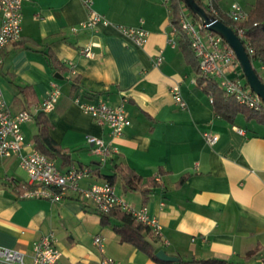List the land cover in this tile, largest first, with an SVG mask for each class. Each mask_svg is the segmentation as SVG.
Instances as JSON below:
<instances>
[{"label":"crops","instance_id":"crops-1","mask_svg":"<svg viewBox=\"0 0 264 264\" xmlns=\"http://www.w3.org/2000/svg\"><path fill=\"white\" fill-rule=\"evenodd\" d=\"M232 1L247 11L253 3L221 0L219 11L225 14ZM168 5V0H91V10L107 24L73 32L89 15L80 0L25 2L19 42L0 50V87L10 111L17 113L32 111L49 96L54 82L60 96L43 116L60 150L53 159L57 169L91 168L80 188L111 180L118 196L157 219L161 236L152 246L177 261L156 262L120 242L114 231L121 225L118 215L98 214L72 192L59 202L20 198L26 173L18 157L0 158V247L21 252L25 264H31L33 244L50 235L63 264H99L102 256L119 264L208 259L264 264V126L241 114L230 123L214 113L211 97L197 85L176 33H171ZM118 26L142 28L146 42L138 46ZM91 44L94 57L80 55ZM67 62L73 65L72 75ZM230 77L246 84L240 67ZM176 85L185 108L174 101L171 89ZM76 97L89 104H124L130 125L111 138L107 126L73 102ZM39 113L21 126L24 152L34 149ZM203 133L217 136L215 144L208 145ZM88 137L117 151L99 165ZM124 176L132 177L136 190L125 186ZM96 236L104 240L103 253L93 244Z\"/></svg>","mask_w":264,"mask_h":264},{"label":"built area","instance_id":"built-area-1","mask_svg":"<svg viewBox=\"0 0 264 264\" xmlns=\"http://www.w3.org/2000/svg\"><path fill=\"white\" fill-rule=\"evenodd\" d=\"M30 0H0V50L10 44L19 42L21 37L22 5ZM89 10L88 19L79 26L72 28L73 32L85 29H94L99 24H107V21L99 14L91 10V0H80ZM211 16L215 18L218 10L212 0H201ZM226 19L232 24L239 39L244 43V30L239 26L248 18L247 11L238 1H232L225 12ZM256 25V24H254ZM178 26L188 37L194 57L197 60L199 71L204 79H211L228 96L235 99L240 105L253 111H260L263 107L261 99L247 86L240 84L237 78H231L239 68V63L231 48L217 35L207 31L200 22H194L188 9L182 4L178 11ZM119 32L131 39L138 46L146 42L147 33L142 28H126L118 26ZM172 35L176 29L172 26ZM172 43V42H171ZM244 45V44H243ZM246 45V46H245ZM244 47L247 53L252 50L246 43ZM91 44L82 48L80 55L93 58L94 53ZM161 58L156 60L160 63ZM3 59L0 56V70ZM69 73L73 74V65L67 62ZM263 70V68H260ZM175 103L180 108L186 104L182 99L179 86L171 89ZM60 96V89L52 82L49 96L36 105L32 111L22 110L12 113L6 104L0 87V158L18 157L20 168L26 173L27 180L21 184L22 199H41L49 202H59L68 193L72 192L79 201L87 202L101 215H107L114 210L129 214L137 223L148 228L156 237L161 236V227L156 218L151 216L145 208L135 209L115 193V189L109 182L92 184L87 188H80L81 180L92 174L89 167L70 168L60 172L54 160L47 158L35 149L24 152L26 147L21 126L33 119V114L51 111ZM73 102L81 111L89 114L100 126L109 128L111 138L122 135L124 129L130 125L124 104L109 106L104 102L89 104L81 102L79 97ZM238 132H241L238 130ZM205 142L212 146L218 137L203 133ZM92 153L97 157L99 165L105 164L117 151L111 144L95 137H88ZM104 240L100 236L93 239V244L103 253ZM61 252L56 248L52 236H45L35 242L32 248L31 264H63ZM0 264H25L24 255L18 250L0 247ZM99 264H119L114 259L102 256Z\"/></svg>","mask_w":264,"mask_h":264},{"label":"trees","instance_id":"trees-1","mask_svg":"<svg viewBox=\"0 0 264 264\" xmlns=\"http://www.w3.org/2000/svg\"><path fill=\"white\" fill-rule=\"evenodd\" d=\"M169 9L172 15L171 24L176 29V38L178 40V47L183 53L187 62L191 65L193 71L197 76V85L201 87L210 97L211 105L214 113L225 119L226 121L233 123L235 117L239 114L243 115L247 120H253L256 123L264 126V105L260 111H253L240 105L235 99L226 95L211 79H204L199 71L198 63L193 55L188 37L180 30L178 26V11L183 4L182 0H168ZM197 4L203 8L209 15L207 8L204 6L201 0H195ZM215 7L218 10V15L215 16L219 21L229 26L233 31L232 24L226 19L225 14L221 13L218 9V3L221 0H212ZM248 18L243 22L239 28L243 29L244 45L247 43L251 48L252 53L248 54L250 61L255 68L257 75L264 82V76H262L257 69V65L263 68L264 73V0H253L252 5L247 11ZM194 22H200L199 18L189 11ZM211 16V15H210ZM213 17V16H212ZM256 24V25H254ZM236 34V31H234ZM246 46V45H245ZM246 49V48H245ZM247 51V49H246ZM49 62H53L52 56L47 53ZM58 67V66H57ZM60 72V69H58ZM37 133L32 138V144L34 149L39 153L45 155L49 159H54L60 154V150L57 144L50 138L48 134V125L46 124L43 116V112L37 116ZM125 186L129 190H136L137 184H133L132 177H125ZM110 184H112L110 180ZM22 189L19 188V193ZM118 210H114L105 216L118 215L121 219V225L114 227L115 233L119 236L120 242L128 243L138 247L141 251L145 252L152 260L160 262L155 254V250L152 243L156 242L157 237L146 227L137 223L129 214L118 213ZM248 256L251 253L247 254ZM192 263L196 264H225L223 261L208 259V260H193Z\"/></svg>","mask_w":264,"mask_h":264},{"label":"water","instance_id":"water-1","mask_svg":"<svg viewBox=\"0 0 264 264\" xmlns=\"http://www.w3.org/2000/svg\"><path fill=\"white\" fill-rule=\"evenodd\" d=\"M185 7L192 14L196 15L200 23L205 29L217 36H219L234 52L235 57L239 63V67L242 71L243 77L247 86L253 91L264 104V82L257 75L255 68L253 67L248 53L243 45V42L234 33V31L217 18L210 16L203 8H201L195 0H182ZM57 79H61V76L55 75ZM156 258L161 262H176L177 259L168 256L162 250H159L155 254Z\"/></svg>","mask_w":264,"mask_h":264},{"label":"rangeland","instance_id":"rangeland-1","mask_svg":"<svg viewBox=\"0 0 264 264\" xmlns=\"http://www.w3.org/2000/svg\"><path fill=\"white\" fill-rule=\"evenodd\" d=\"M213 2V1H212ZM213 4H214V2H213ZM214 6H215V4H214ZM216 7V6H215ZM217 8V7H216ZM244 8V7H243ZM245 9V8H244ZM246 10V9H245ZM247 11V10H246ZM244 82H245V80H244Z\"/></svg>","mask_w":264,"mask_h":264}]
</instances>
